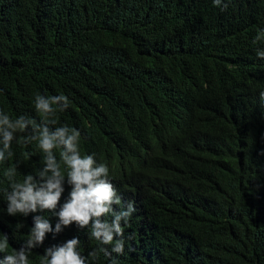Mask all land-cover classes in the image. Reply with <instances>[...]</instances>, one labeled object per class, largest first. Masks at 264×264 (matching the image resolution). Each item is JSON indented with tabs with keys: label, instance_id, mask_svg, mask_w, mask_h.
<instances>
[{
	"label": "trees",
	"instance_id": "obj_1",
	"mask_svg": "<svg viewBox=\"0 0 264 264\" xmlns=\"http://www.w3.org/2000/svg\"><path fill=\"white\" fill-rule=\"evenodd\" d=\"M261 30L264 0H0V111L39 121L34 96L63 94L70 106L50 131L75 127L80 150L109 163L118 157L116 187L139 202L136 220L125 227L122 218L124 235L114 237L125 241L123 255L111 254L120 264H264ZM163 140L171 151L157 147ZM199 142L203 159L183 167L172 151ZM19 149L13 140V159ZM11 161L0 165V235L19 250L34 218L47 216L45 250L76 237L87 257L96 242L68 226L56 233L57 215H7L3 169ZM36 166L35 156L23 159V168ZM172 186L188 193L175 197L165 191ZM29 260L40 264L33 252Z\"/></svg>",
	"mask_w": 264,
	"mask_h": 264
},
{
	"label": "clouds",
	"instance_id": "obj_2",
	"mask_svg": "<svg viewBox=\"0 0 264 264\" xmlns=\"http://www.w3.org/2000/svg\"><path fill=\"white\" fill-rule=\"evenodd\" d=\"M213 4L221 7L222 0H213ZM226 8L225 3L222 10ZM254 42L264 44V30L257 32ZM256 55L264 59V51H257ZM256 103L259 128L264 138V92L260 93ZM33 106L39 121L25 115L13 119L0 111V165L13 159V140L20 145L19 154L3 169V177L8 187L2 190V206L7 215L14 217H27L30 212L37 211L51 212L59 219L55 227L56 233L60 232L61 225L68 226L69 231H86L88 238L95 241L97 247L85 257L79 250L80 240L75 237L63 246H53L45 250L53 239V236L51 239L46 238V233L52 232L53 228L47 216H36L34 227L29 230L25 240L26 247L16 250L8 243L6 235H0V253H7L8 248L12 250L9 254H0V264H30L29 257L32 252L35 257L40 256V264H86L87 259L96 261L101 254L110 258V264H120L111 254L123 255L125 241L116 240L114 237L124 235L125 228L120 225L122 218L125 220V227L131 226L128 223L130 216L133 219L134 215L136 220L139 202L136 198L132 205L116 187L113 175L119 176L118 157L109 163L89 150H80L81 132L75 127L65 124L50 131L49 124L57 125V113L64 112L70 106L67 96L37 93ZM29 127L32 135H23ZM156 145L161 151H171L169 142L157 141ZM172 153L180 157L183 167L193 168L203 159L205 148L199 142L196 146L173 150ZM31 155L37 160L36 169L33 171L22 167L23 159L30 158ZM259 156L263 157L260 175L264 185V149ZM165 191L175 197L188 193L181 186H172ZM157 193L160 200L167 198L161 191ZM58 204L60 210L56 213ZM121 208L128 211H121L119 214L112 212V209ZM109 215L114 216L112 221ZM23 226L18 223L16 229ZM171 228L174 234L178 232L177 227ZM109 245L111 252L105 247ZM130 248L134 252L132 244Z\"/></svg>",
	"mask_w": 264,
	"mask_h": 264
}]
</instances>
